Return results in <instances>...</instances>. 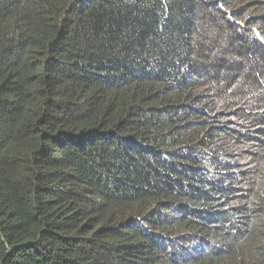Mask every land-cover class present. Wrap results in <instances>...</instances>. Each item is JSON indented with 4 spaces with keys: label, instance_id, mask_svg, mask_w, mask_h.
Returning <instances> with one entry per match:
<instances>
[{
    "label": "trees",
    "instance_id": "obj_1",
    "mask_svg": "<svg viewBox=\"0 0 264 264\" xmlns=\"http://www.w3.org/2000/svg\"><path fill=\"white\" fill-rule=\"evenodd\" d=\"M0 264H264V0H0Z\"/></svg>",
    "mask_w": 264,
    "mask_h": 264
},
{
    "label": "rangeland",
    "instance_id": "obj_2",
    "mask_svg": "<svg viewBox=\"0 0 264 264\" xmlns=\"http://www.w3.org/2000/svg\"><path fill=\"white\" fill-rule=\"evenodd\" d=\"M19 163V161L16 162V164Z\"/></svg>",
    "mask_w": 264,
    "mask_h": 264
}]
</instances>
